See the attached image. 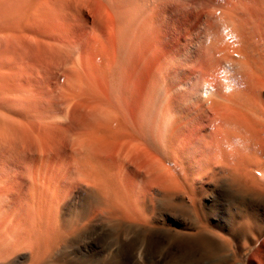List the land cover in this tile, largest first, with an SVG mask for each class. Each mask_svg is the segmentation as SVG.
<instances>
[{"label":"rangeland","instance_id":"1","mask_svg":"<svg viewBox=\"0 0 264 264\" xmlns=\"http://www.w3.org/2000/svg\"><path fill=\"white\" fill-rule=\"evenodd\" d=\"M111 1L110 0H26V1L20 0L21 3L19 2V0L0 1V46L2 47L3 45H6L8 43L6 45V48L4 46L5 48L4 51H3V47L2 48L0 47L1 48L0 55L1 54L3 55V57H0V61L3 60L4 58H7V59H4L5 62L4 60L0 62V76H1L0 80H2L0 81V85H1L0 86V110H1L0 111V147L2 146L0 148V151H2V153L4 151L3 154L0 152V170L2 171L4 170L3 172L6 173L7 175L5 176L9 178V180L6 179L4 177V174H2L3 172L1 171L0 176L2 175L3 176L0 177V180H1L0 183L2 184L0 185V225L2 226L4 223L3 227L7 229V231L4 228L2 229V227L0 226L1 227L0 229H2L3 231L5 230L4 232L1 230L2 233L0 231V235H1L0 239L2 240V241L0 240V247H1L0 253L3 256L2 257L0 255V259H1L0 264L5 263L6 262L5 259H8V258L9 259L7 261L11 259L9 261V262H12L11 264H44V263L48 264V261H49V264H87V263L88 264H119L122 262L123 253L127 251V253L129 254V252L131 251V248H129L131 247L130 241H132L131 244H133V242H135V239H136L137 243L141 245L140 246L138 244V247L136 246V249L135 247L132 249H135L136 251L137 250L140 251L141 249L144 250L146 248V244H147L146 242L148 238L150 237L149 235L151 234L158 235L160 238H163V239H165L164 237L166 235H171V236L174 235L176 237H183V238L191 237L196 233V230L194 229L195 224L200 223L201 221H205L206 223H208V225L213 230H215V232L220 233V234L229 235L231 231L233 230V228L235 227L237 219H240L241 213L243 212V210L248 209L253 202L252 199H250V197L245 198V197L240 196V194L237 193L236 188L238 184L235 186L233 185V183H230L232 181H228V180H232V177L229 174L230 170L227 167L224 168V166L222 165H218V166L216 165L217 175L215 178L217 179H213V181H210L211 179L206 178L208 179L207 181L199 182L195 184V186L197 185L196 187L194 186L196 191L194 190L191 191V189L188 188L189 184L187 182L183 183L185 182L184 178L188 176L185 174L186 173L188 174V172L189 173L191 172L190 166L186 165L187 168H185L186 166H184L185 164H188L189 161L184 156H183L184 158L183 159L181 158L182 156L179 157V155H175V154L174 156L169 153L165 155L166 152L164 151L166 149V144L168 143L169 138H168V135L166 136V135H163L162 133L163 127H164L163 125L165 124L164 122L165 115L166 117L170 115V117H173V119H176L179 114V116L184 118L182 122L189 121L193 117L192 111H193L194 99H188V100L185 99L184 101L182 99L179 101L177 100L174 101V97L172 96L174 91H175L174 92L175 93L174 96H175V95H180L179 93L180 91H190V90L199 91L200 89V95H202L201 97H204L202 98V100L205 102L206 106H209V101H210L209 99L217 91H225L228 93L234 92L233 91L235 89L234 86L235 87L237 86L235 84H239L240 85V87L238 86L239 88L243 86L241 90L240 89L239 90L245 91L247 87V82L245 81L246 79L245 69L242 63H241L242 66L240 69L237 68L240 63L237 62L238 64L237 66L235 65V63L236 61L243 59L244 56L242 55V53L239 54V51L242 48L245 49L246 44H244V42L243 44H241L240 42L241 36L239 32L235 30L236 22L226 20L223 17L224 15L220 16L221 14H223L221 12H220L221 14L218 13L221 9L218 7H212L214 5L213 4L214 0H127L126 3H124V5L122 4L124 1H122V3H120V5L122 4L121 6L117 5L119 4L121 0H111ZM28 2H29V5H28ZM42 2L44 3L47 2V3L43 4ZM115 2L117 4L112 5ZM40 3L42 4L40 5ZM149 3L151 4V6L153 3H154V6L155 4L157 5L155 6V9L157 8L156 9L157 11L153 9L154 8L153 6L151 8L153 12L154 10L156 11L155 12L156 15L155 13L153 14L150 7H148L150 6ZM146 7L147 9H149V12L146 9ZM23 12H25L24 15H23ZM147 13L149 14L148 16H147ZM150 13H151V18L149 17ZM26 15L27 17L25 18L24 16ZM32 16H33V19H31ZM146 16L149 17L148 20ZM15 17L16 19L20 17L22 18L24 17L26 19L24 20V22H23V19H21L22 22L25 24V26L22 23L23 28L21 29V27H19L21 29L20 33H17L18 31H15V32L13 31L15 30V27L18 26V22L16 25L15 21L19 20L20 22V19L15 20ZM152 17L156 19L155 22L153 21L154 19ZM150 19L152 20L151 22H150ZM142 21H143V24H142ZM147 21L149 23H146ZM149 24H153V25L149 26ZM228 24H230L231 27H233V24H234V28H230L231 29L230 30L228 28ZM29 26L31 27L29 28ZM248 26L251 27V25H248ZM252 26L254 25L252 24ZM10 28H12L11 31H10ZM26 28L28 29L32 28V29L29 31V30H26ZM146 29L149 31H147ZM16 30H19V29L17 28ZM24 30H26V32ZM145 30L148 33H145L146 32ZM217 31L218 32L221 31L220 32L221 34H219ZM255 31H256L255 36L256 35L258 36L260 32H257V29H255ZM12 33L16 37H20L18 35H21L22 39L28 41L26 42L27 44L26 43L25 44L27 46L28 44H31L32 47L33 46L35 47V49L34 47H33L34 50L32 49V47L31 49L28 48L23 43V41H21L23 44L22 43L20 44L25 45L24 46L25 49L23 47H19L18 49V46L20 44L16 43V40L14 43L13 38H16V37L13 36ZM24 33H26L25 34L26 36L24 35ZM27 34L30 36V39L32 40V42L31 40H29V38H27L28 40L25 38V37H29ZM138 34L139 35L141 34V35L138 36ZM218 34H219V37H218ZM221 35H222V38H221ZM10 36H12L11 38L13 39L14 44L10 42ZM8 37H9V40H6L8 41L6 42L5 39H8ZM31 37H33V39ZM34 38L38 41L40 40V42L42 40V48H41L40 42L36 41L34 43V40H35ZM238 38H239V42H238ZM222 39H225L224 42ZM258 39L260 38H257V40ZM251 40L253 41V39ZM218 42H223L224 44L221 45L222 43L220 44ZM229 42L230 43L238 42V43L235 46L234 44L229 46ZM254 42L255 41H253V43ZM16 44H18V46ZM36 44L39 47H37ZM239 44H241L240 47H239ZM9 45L13 47L15 45V48L13 49L15 50L17 49V50L13 51V49H11L10 47L9 53L11 54H9L7 51L8 50L7 46ZM208 45H209V50H208L209 54L206 53L205 51ZM225 45H226V49H224L225 47L222 48ZM148 46H151V47L149 48ZM236 46L238 47L234 48ZM26 47L27 49H29V51L30 50L31 51L28 52V50H26ZM253 47L254 45L252 46V48ZM20 49L22 50L20 52L23 53L21 54L25 57L27 61L25 62L24 57L23 58L21 57V60L22 59L24 60L23 62L25 63L23 64L25 65L23 66V69L19 70L17 73L15 71H12L13 70L12 66H14L13 64L14 59H16L14 55L16 56L17 52L19 53V56L18 55L16 56L17 60L20 59L19 58ZM220 49L221 50L223 49L222 52H220L221 51ZM136 50H138V52ZM215 50L218 52V55L216 54ZM37 51H41V52L38 53ZM247 51L249 55H252L253 53V56L256 62L259 63V65L256 67L260 66V74H261V77L264 79V62L262 63L261 61V60H264V52L262 55L263 58L261 57L259 58V56H257L258 53L257 54L254 52L250 53L251 52L250 47L249 49L246 48V52ZM33 52L34 54L36 52L39 55L35 54L34 56ZM219 52L221 53V55ZM132 53L133 54L138 53V56L142 54L143 56L141 58L145 61H141L142 60L141 58L140 60L138 56L134 55V57L136 56L135 59H137L139 62L137 63V60H133L134 58L132 57L133 56ZM31 54L33 55L32 59L28 58L32 56ZM120 54H123L121 55L123 58L120 56ZM6 55L8 56L6 57ZM129 58H131L132 60ZM218 58H221V59H218ZM227 58L228 60H224ZM231 58L233 59V61L231 60ZM235 59L237 60L235 61ZM219 60H220V63H218ZM12 61L13 63H11ZM30 61L33 63L32 64L28 63ZM224 61H226L225 63L227 64H225ZM187 62H190V63H187ZM6 63H11L10 64L11 67L9 66V64H6ZM18 63H20V61ZM21 64H22V61H21ZM213 64L214 65L216 64L214 67L216 68L218 67L215 71L213 70L214 68ZM5 66L8 67V69ZM207 66H208V69L206 70ZM203 68L205 70H203ZM235 68L242 70V72L240 73V71L236 70ZM209 69H211V72L209 71ZM7 70H9L8 72L11 73L9 79L7 78L9 80L8 82H6L5 80L6 74L8 73ZM4 71L6 72V74ZM166 71L167 73H165ZM212 71L214 73H212ZM13 72H15V74ZM12 73L14 75H12ZM3 74H5L4 78H3ZM211 75H213L214 79L211 77ZM12 76H15L14 79H16L17 77L19 81L16 79L17 81L16 82L12 78ZM225 76L227 78V79L225 78L226 84H225V79H223ZM219 77H221L220 79L223 83L219 82L220 81V79H218ZM12 79H13V82H12ZM204 81L205 82L207 81V82L203 86ZM241 81H244L245 85ZM211 83H214V84H211ZM19 84L21 85V87H18ZM2 86L5 87V89L1 88ZM229 86H230V89H229ZM195 87H197L196 89L198 90H195ZM225 88L226 90L228 89L229 91L228 90L226 91ZM168 90L171 92L169 93ZM201 90H202V94H201ZM262 91H264V88L262 89ZM5 92H6V95L3 96ZM164 92L165 94L167 93L169 94L164 95L163 94ZM7 93L9 94L10 98L14 96H19L20 98L19 97L17 99L15 98L16 100H14L13 98L14 101L12 100L11 102L10 100L12 98L7 99V96H8ZM144 94L146 95V97ZM33 95L35 97H33ZM22 96L23 98H25L24 100H26L24 103H22L24 100L23 101L21 100ZM165 96L166 98H164ZM170 96L172 98H169L168 100V97ZM6 100H8L9 103H6L7 102ZM170 100L174 101V102L172 101L174 107L176 105L175 110H173V112L171 108L172 107L171 103L169 102ZM160 101L161 103L158 104ZM28 102L30 104L29 107H28V104H26ZM16 103H17V107L20 106V108L21 107L23 108L20 109L18 107L19 109L17 110V108H15ZM4 104L5 106H3L4 107L3 108L2 105ZM165 104L167 106H164ZM9 105L13 107L14 110L16 109L15 112L13 111V109L12 111L11 109L9 110L10 108ZM158 105L160 107H158ZM26 106L28 109L27 108L25 109ZM137 107H138V111L136 110ZM92 109H96V113L97 112L98 113L90 116L89 114L92 112ZM113 109H116L117 111H120L121 113L119 116L115 118L117 120L114 121V125L112 124L113 125L112 128L118 129L117 127L120 126L123 119L127 118L126 116H128V118L131 117L132 113L128 111H131V110L133 111L134 109V111H137L136 122L134 123L133 121L130 120L128 127H130V129L131 128L135 129V127L136 129L137 128L143 129V132L147 133L145 134V137H142L140 140H137V139L123 140L120 138L113 139V140L106 139V137L108 138L107 135L109 134L110 130L108 128L106 129L102 127L99 124V122L101 121V120L99 121V119L103 118L102 115L104 117L106 116L104 119L108 118V116L110 117L111 110ZM49 110H52V111L49 112ZM81 110H83V112ZM99 110H101L102 112ZM124 110L125 111L127 110V111L125 112ZM176 110L179 111L177 112V115L175 113ZM41 111L43 112L40 113ZM79 111H80V114H78ZM103 112L107 113V115L103 114ZM20 113L23 114V117H25V119H23ZM37 113L39 114V116L40 114H43V113L45 115L43 114L44 116L41 115L40 117H38ZM34 115L35 116L37 115L36 121H35L36 117L34 118ZM39 118L42 119L41 121H45L44 129H42L43 133L41 132V128H43L42 127L43 123L42 122L39 123L38 121L40 120ZM95 119L96 120L98 119V120L96 121ZM155 120H159V121L156 122ZM92 121H93V124L96 122V125L94 124L96 126V130H95V126L91 124ZM116 121H118L120 124L119 123L115 124ZM203 122L207 126L205 130L202 131L201 134L205 135L206 140L204 138V143L206 144L205 141H208L210 146L206 144V146L204 147V149L206 150L202 149L201 157L205 154L203 158H207L210 153L212 154V151L213 152L217 151V138L215 137V134H214V129H215L214 123L218 121L214 117V113H210V115L206 117ZM73 123L76 125H74ZM20 125L22 127H20ZM37 125L38 126L41 125L39 126L40 128L37 127ZM88 125L90 126L88 127ZM92 126L94 128L93 130L91 129ZM152 126H153V129H152ZM18 127H20V129L22 128L21 130L23 132H21L20 129H17ZM100 127L101 129L103 128L102 131L97 130V128L100 129ZM160 127H161V130H160ZM23 128L24 129L27 128L28 130L27 129L24 130ZM157 128L159 129L160 132L158 131ZM105 129L108 132H106ZM26 131H27V134H26ZM81 132H83L86 137H88L87 134L91 133L90 134L91 138L93 137L94 139L100 138V139L107 140L108 142L113 143V146H117L120 151H123L124 155L122 156L124 157L126 156L125 160H126L127 170H130V172L132 171L131 176H128L127 179L125 178L123 170L121 171V169H119L118 164L120 160L119 159L115 160L116 162L115 163L114 161L109 159V161H111L109 162L110 165L112 164L111 165L112 170H113V166H115L114 167L116 168L115 170H117L118 168L119 170V173H117L118 177L119 175L121 176V174H123L121 177L122 179L125 178L124 180H122L123 184L118 182L120 177L116 178L118 179L117 181L114 178L115 180H113L114 181L113 183L111 178L112 176H115L116 174L112 171L113 172V173L111 172L113 174L112 175L109 172L110 169L109 171L106 170L107 166L110 167V165L108 163V158H106L105 156H100V157L94 156L96 157L97 160H99V163L98 162L97 163L100 164V166L94 169H92L93 167L90 168L91 167L90 165H93V163H95L97 160H93L95 158L93 157V154H91L92 157L90 159L93 161L92 163L91 160L90 161L88 160L89 158L86 159V155H90L89 150L79 149L80 147L78 146L80 143L77 144V137ZM97 132L99 133L97 134ZM198 132L199 131L197 130V133ZM155 133H156V136H155ZM157 133H158V136H157ZM146 136H147V139L149 140L147 139L145 140ZM162 139H165V140L163 141ZM208 139H210L211 141H209ZM146 141H149L150 143L149 142L146 143ZM232 141L233 140L230 141V144L228 146H230L231 143L233 145L239 143V145L241 144L244 146H247L250 143L248 142L247 144H244L246 141H250L247 139V137H246V140L244 138L239 139L238 143H236L237 138L235 140V143ZM8 143H10V146H8ZM30 143H32L33 145ZM52 144L53 145L55 144V145L51 147ZM22 146H24V148ZM11 147H13L12 148L13 150L11 149ZM17 147L19 149L22 147L21 149L23 151L25 150L24 151L25 154L23 151H21V149L19 150ZM29 147L32 150H30ZM7 150H9L10 153L9 151L7 152ZM76 150L78 152H76ZM207 150H209L208 151L209 153L206 152ZM205 152L208 154H206ZM15 153H18V155ZM77 153L79 155L81 154L82 155L79 156L78 158L76 157ZM215 154L216 153H214V155ZM24 155H25V158H24ZM105 158L107 160H105ZM77 160H79L78 161L79 163L77 162ZM58 161L60 162V164L58 163ZM80 161L81 163L83 162L85 164L84 166L85 170L88 169L89 171L91 169L92 171L98 168L100 169V167H103L104 170L108 171L111 174L110 176L107 175L110 177V180L108 179V177L106 179H108L107 181L109 182L110 186L112 185V187L108 185V182H105L106 179L105 180L103 179V177L106 176V174L103 175L104 172H106L104 170L102 172L99 171L100 173H103L102 178L98 177V175L100 174L99 172H98L99 174H97V172L94 173L99 178L98 181L97 179L94 180L95 175H93V171L92 173L90 172L91 176L92 175L93 176L91 177L89 175L88 176L89 180H88L86 177V175H88L87 174L88 172L80 170L81 168L83 169V166H82L83 164L81 166L77 165V164H80ZM178 161L180 162V164L181 162L183 164L181 168L180 166H178L179 165ZM262 161L264 162V159ZM156 162L162 163V166L160 169L158 167H153L154 169L153 170L151 165L155 164ZM175 162H177L178 164H175ZM87 164L88 165L90 164L89 168ZM104 164L105 165L108 164V165L104 167L105 166ZM66 165H68L67 166L68 168L66 167ZM41 166L42 168H40ZM76 166H78L79 168H76ZM176 166L179 167L178 168L179 170L176 169L177 168ZM12 167L14 168L12 169ZM182 167L185 168L184 171H181L183 170ZM263 167L264 165H260V169L262 168V170L260 169L256 170L257 172L256 174L258 175L257 176L258 178L259 177L263 178L262 177V174L264 173ZM56 168L58 170V173L55 172ZM7 169H9L10 172ZM15 169L16 171H14ZM64 169H67L68 171ZM78 169H79V172H78ZM186 169L187 170L189 169V170L187 171ZM223 169L226 172H228L227 175L229 174L230 177L224 175L226 177L223 178L222 175L226 173ZM61 170L63 173L61 172ZM40 172L43 174V176H45L44 178L40 177L41 175ZM67 172H69V174ZM200 172H203V171L195 170L193 173L198 176L199 174L202 175ZM56 173L59 176L61 175L59 173H62L63 175L61 176L64 177V179H62L61 176L58 177ZM66 173H67L66 175L67 179H65V176H64ZM221 173L223 174L221 175ZM218 174H220L221 177ZM10 175L13 177H11ZM68 175L69 176L71 175L70 176L71 178L73 175L74 178H72L71 180H75V181L70 182L71 180H70V177H68ZM135 175H137V177H135L137 183L135 182L136 184L134 183L131 184L130 178L134 177ZM3 177L4 179H6V182H2ZM39 178L40 179L43 178V180H39ZM68 178L70 181H67ZM226 178H228V180H226ZM261 180H262L261 183L263 186L264 185L263 179ZM31 181L33 182L39 181V182L35 183L36 184L35 185ZM217 181L218 182L221 181V182L217 184ZM40 182H43L45 184L43 185V183H40ZM55 182L56 183L58 182V183L54 184ZM99 182L102 183V186ZM175 182L177 184L179 183L180 185L178 184V187L177 186L173 187L172 185L173 183L176 184ZM63 183H66L67 185L66 190H69V191L68 193H66L65 197H61L60 198L61 200H60L59 194H61L62 192L61 188L63 186ZM103 183H107L106 187L109 186L108 188H106L107 189L106 192H104L106 189ZM116 183H120V185L117 184L118 185L117 186ZM244 183L246 184V181H244ZM38 184L40 185V187H38ZM69 184H72V185H69ZM41 185H43L42 190H41L42 188ZM121 185H123L124 187ZM131 185H136V186H131ZM230 185L233 186L234 188H232ZM68 186L70 187L72 186V187L70 188ZM100 187L104 190L103 192L105 195L103 193H102L103 195L101 194L102 191L99 190ZM121 187H122V191H124L122 193H120L121 191L119 192ZM170 187L177 188V189H173L176 192L175 200L173 201V203L168 202L165 198L167 195V192L169 193L171 190ZM44 188L46 192L43 191ZM109 188L114 189L115 194L118 192L119 197L118 198L117 196L116 198L113 197L115 196V194L112 193L111 192L112 190ZM116 189L118 191H116ZM129 189L131 190V193ZM34 190H40V191H43V193L41 192L42 195H40L39 194L40 191H35L34 193ZM108 190L113 195L109 194ZM142 190H144L145 194L140 193L142 192ZM192 192H193V195H192ZM31 193L33 196L31 195ZM124 193H127V196ZM190 193L192 195V198L190 197L191 195H189ZM139 194L142 195L141 198ZM38 195H40L41 197L43 196V198L45 196L46 197L45 200L43 198L39 199L40 196L38 197ZM106 196L108 197V199L109 197L111 198L109 199L111 200L110 202H108L109 200L106 198ZM25 197L26 198L30 197L31 199L34 198L36 202L33 199H32L33 202L30 201V198L29 199L27 198V201H28L27 202L25 201L26 200ZM113 198H115V200L120 199L118 203L122 202L121 205L127 202L128 200L127 204H124L125 207L127 208L123 209L122 206L124 205L119 206L120 203L119 204L114 203L116 201H114ZM106 199L107 201L105 202ZM121 199L122 200L126 199V200L123 203ZM142 199L146 200V202H143ZM40 200H42V202ZM178 200L180 202H178ZM183 200L185 203L182 202ZM112 201L114 202L112 203ZM24 202H27V204H25ZM40 202L42 204H39V205L37 204L38 205L37 206L36 203H40ZM129 202L131 203L130 205H129ZM108 203L115 204L116 207L118 205V207L122 211L123 210L125 211L126 209H128L129 211H125L127 215L134 213L133 210H135L136 212L132 214L133 216L130 215L128 217V216H124L126 215L124 211L122 212L119 210V208L118 209L115 208L116 210H119L120 215H118V212L116 210H114L116 212L115 214L113 211V215L111 214L109 215L108 213H110L114 208L112 207L110 208L109 207L110 204ZM107 204H108V208H110L109 209L110 211L108 212V208H107L106 212H104L103 211L104 208H102L103 207L102 205H104L106 208ZM40 205L42 206V208L40 207ZM25 206L26 208L31 209L33 213H30L29 210L25 208ZM98 206L101 208V210ZM140 206L142 208H139ZM182 206H184L188 211L190 210L189 213L188 211L186 213L183 212L181 210ZM37 208H38V211H37ZM40 208L43 211L42 210L40 211ZM95 208H98V209H96V212H93L95 211ZM195 210L197 212L199 211V213H197ZM17 211H20V213ZM25 212H27V214L30 213L33 216L31 217L30 214L25 215L24 214ZM14 214H16V216ZM41 214L43 215V217ZM146 214H148V216ZM93 215L95 217H93ZM138 215H139L138 217L139 220H136L137 219L136 217ZM141 215L143 217H145V215L147 216L145 217L147 225H145L146 223L143 224L145 221L143 222L141 221V217H142ZM18 216L20 220L22 221H20L19 218H17ZM151 216L153 217L151 218ZM15 217L17 218V220ZM48 217H50L49 219L50 220L52 219V220L50 221ZM122 217L125 219H123ZM200 217L203 220H201ZM28 218H31L33 220L28 219ZM148 218H151L150 222H147V220H149ZM231 219H233V221ZM3 220H5L6 222ZM20 222H22L21 226H23V228L18 229V227L21 224ZM51 222L54 224L53 227H52ZM9 224L14 225V226L16 225L17 227L12 226L13 228L11 230V225ZM67 224L69 226L71 225V227H67L68 229L70 228L69 231L68 229H66ZM72 225H75L76 226L75 228L77 229L78 227V229L76 230L75 228H72ZM14 228L16 229V231H14L15 230ZM57 229L60 230L61 235L63 233V237L62 236L60 237L61 242L59 239H56V238H59L57 235H60V233H55L56 231L59 232ZM71 229H73V231H71ZM40 230L41 232L43 230L46 232L43 231L42 232L43 234L42 233L40 234ZM22 231L23 232L26 231L27 235H25V233L22 234ZM144 231L147 232V234L143 233ZM44 233L48 235L44 236ZM142 233L145 235H143ZM51 234H53L54 236L55 234H57L56 235L57 237H55V240L58 241L57 243L54 240L53 235ZM3 235L5 237H3ZM17 236H18V239H17ZM142 236H144V238ZM142 240L143 241L145 240V241L142 242ZM11 241H14L13 245ZM2 243L4 245H2ZM9 244H11L12 246H9ZM53 244H55L56 247ZM53 246L55 247V249H51V248H54ZM176 248H178L177 245L175 244L169 245V243L166 242L164 246L160 248V250L157 252L158 255L155 257V260L158 261L159 264L166 263V261L168 260L169 251L177 250ZM159 252H161L162 255L163 253L165 255L162 256L161 254H159ZM253 253H254V247H251L249 250H247L240 256L239 262L241 263L243 262L244 264H250V260L252 258ZM37 254L39 257L37 256ZM40 254H42V256ZM43 254L44 255L47 254V257L46 256L44 257ZM261 256L264 257V253ZM157 257L159 258L158 260L156 259ZM32 259L34 260L32 261ZM1 261H3V263H1ZM135 261L136 260L134 261L130 260V262L126 264H146V263H139ZM5 264H10V263H5ZM147 264H154V263L150 262Z\"/></svg>","mask_w":264,"mask_h":264},{"label":"bare ground","instance_id":"2","mask_svg":"<svg viewBox=\"0 0 264 264\" xmlns=\"http://www.w3.org/2000/svg\"><path fill=\"white\" fill-rule=\"evenodd\" d=\"M0 1H2V0H0ZM26 1V0H25ZM111 1V0H110ZM122 1H124L123 3H122ZM126 1L127 0H121L120 2H119V4H117L116 2L114 3V4H112V5H119V6H121L122 4L124 5V3H126ZM17 2V1H16ZM19 2H20V0H19ZM32 2V1H31ZM30 2V3H31ZM47 2H49V1H47ZM46 2V3H47ZM54 2V1H53ZM112 2V1H111ZM156 2V1H155ZM154 2V3H155ZM212 2V1H211ZM21 3V2H20ZM43 4H46V3H44V2H42ZM42 3H40V5L42 4ZM113 3V2H112ZM120 3H122L121 5H120ZM129 3V2H128ZM151 3V2H150ZM149 3V4H150ZM154 3L152 4V6L154 7L153 9H155V6H157L156 4H155V6H154ZM213 3V2H212ZM220 3V4H219ZM215 6H214V5ZM213 4H211V5H213L212 7H218V8H220L221 10L218 12V13H223V14H221L220 16H222V15H224L223 17L226 19V20H229V21H232V22H236V29L235 30H237L238 32H239V34H240V36H241V39H240V42H241V44H243V42H244V44H246V48H248L249 49V47H250V53H252V52H254V53H258V55L257 56H259V58L261 57V58H263L262 57V55H263V50H264V0H217V1H215L214 0V3ZM15 5V4H14ZM22 5V4H21ZM28 5H29V2H28ZM127 5V4H126ZM118 6V7H119ZM152 6H151V4H150V6H148V7H150V9L152 8ZM115 7V6H114ZM146 9H147V7H146ZM157 9V8H156ZM155 9V10H156ZM30 10V9H29ZM148 10V12H149V9H147ZM146 10V11H147ZM154 10V12L152 11V9H151V11L153 12V14L157 11H155ZM6 11H8V10H6ZM8 12H10V11H8ZM16 12V11H15ZM14 12V13H15ZM25 12H27V11H25ZM25 12H23V15H24V13ZM216 12V11H215ZM5 13V12H4ZM20 14V13H19ZM22 14V13H21ZM22 15V16H23ZM149 14L147 13V16H148ZM155 15H156V13H155ZM155 15H154V17H155ZM6 16H7V14H6ZM18 16V15H17ZM121 16V15H120ZM146 16V17H147ZM153 16V15H152ZM219 16V17H220ZM25 18L27 17V15L26 16H24ZM22 18V17H20V18H17L16 19V17H15V20H18V19H20V22H19V20L18 21H15V23H16V25H17V22H18V26L17 27H15V30H13L14 32L15 31H18L17 33H20L21 32V29L23 28L22 27V23L24 22V20H26L25 18ZM145 17V18H146ZM150 18H151V13H150V16H149ZM149 17H147V20H148V18ZM153 18V17H152ZM4 19V18H3ZM21 19H23V22H22V20ZM31 19H33V16H32V18ZM119 19V18H118ZM154 20V22H155V18H153ZM159 19H161V18H159ZM220 19V18H219ZM129 20V19H128ZM146 20V19H145ZM223 20V19H222ZM131 21V20H130ZM152 20L150 19V22H151ZM133 22V21H132ZM158 22V21H157ZM225 22V21H224ZM146 23H149L148 21L146 22ZM227 23V22H226ZM238 23V24H237ZM21 24V25H20ZM142 24H143V21H142ZM145 24V23H144ZM252 24L254 25V26H252ZM16 25H14V26H16ZM23 25L25 26V24L23 23ZM146 25V24H145ZM148 25V24H147ZM150 25H153V24H149V26ZM157 25V24H156ZM248 25H251V27L250 26H248ZM144 26V25H143ZM19 27H21V29L19 28ZM31 26H29V28H30ZM32 27H34V26H32ZM19 29V30H16V29ZM37 28V27H36ZM125 28V27H124ZM147 28V27H146ZM150 28V27H149ZM228 28L230 29V28H234V24H233V27H231L230 26V24H228ZM11 29L12 28H10V31H11ZM32 29V28H31ZM31 29H28V28H26V30H31ZM151 29V28H150ZM255 29H257V32H260V34L257 36H255V33H256V31H255ZM2 30V29H1ZM26 30H24L25 32H26ZM36 30V29H35ZM147 30V29H146ZM145 30V31H146ZM153 30V29H152ZM227 30V29H226ZM225 30V31H226ZM231 30V29H230ZM233 30V29H232ZM10 31H8V32H10ZM147 31H149V30H147ZM145 32V33H148V32ZM154 31V30H153ZM153 31H151V32H153ZM13 32V33H14ZM28 32V31H27ZM44 32V31H43ZM218 32V31H217ZM221 31H219L218 33L219 34H221L220 33ZM13 33H12V35H13ZM140 33V32H139ZM155 33V32H154ZM26 33H24V35H25ZM37 34V33H36ZM219 34H218V37H219ZM18 35V34H17ZM23 35V36H24ZM28 35V34H27ZM141 35V34H140ZM139 34H138V36H140ZM150 35H152V34H150ZM150 35H148V36H150ZM13 36H15V35H13ZM18 36H20V37H16V38H13L14 39V43H15V40H16V43H18V44H20V43H22L21 41H23V43L25 44L26 42H28V41H26V40H24V39H22L21 38V35H18ZM26 36V35H25ZM29 36V35H28ZM153 36H154V34H153ZM157 36V35H156ZM232 36V35H231ZM236 36H238V35H236ZM12 36H10V42L12 43V44H14L13 43V39L11 38ZM34 37V36H33ZM33 37H31L32 39H33ZM159 37V36H158ZM224 37V36H223ZM1 38H2V36H1ZM26 39L27 38H29V40H31L30 39V36L29 37H25ZM221 38H222V35H221ZM229 38V37H228ZM231 38V37H230ZM240 38V37H239ZM239 38H238V42H239ZM257 38H260V39H258L257 40ZM12 39V40H11ZM35 39V38H34ZM126 39V38H125ZM133 39V38H132ZM146 39V38H145ZM251 39H253V41H255L254 43H253V41L251 40ZM6 40H9V37H8V39H5V41ZM28 40V39H27ZM223 40V42H224V40L225 39H222ZM228 40V39H227ZM227 40H226V42H227ZM237 40V39H236ZM4 41V40H3ZM25 41V42H24ZM36 41H38V40H34V43L36 42ZM234 41V40H233ZM245 41H246V43H245ZM6 42H8V41H6ZM31 42H32V40H31ZM38 42H40V40L38 41ZM37 42V43H38ZM126 42V41H125ZM152 42V41H151ZM223 42H218V43H222L221 45H223L224 43ZM236 42V41H235ZM230 43L229 42V46H231L232 44H234V46L238 43ZM11 43H10V45H11ZM22 43V44H23ZM217 43V44H218ZM1 44H2V42H1ZM8 44V43H7ZM6 44V45H7ZM18 44H16L17 46H18ZM22 44H20L19 46H18V49H19V47H23L24 49H25V45L27 44H25V45H22ZM124 44V43H123ZM145 44V43H144ZM148 44V43H147ZM152 44V43H151ZM150 44V45H151ZM226 44V43H225ZM241 44H239V47L241 46ZM6 45H3L2 47H3V51L5 50V48H6ZM7 46L8 48V53L10 52V47H11V49H13V48H15V45H14V47L13 46ZM31 44H28V48H30L31 49V47H32V45L30 46ZM37 45V44H36ZM40 45H41V48H42V40H41V42H40ZM149 45V44H148ZM220 45V46H221ZM254 45V47L252 48V46ZM4 46H5V48H4ZM30 46V47H29ZM122 46V45H121ZM205 46V45H204ZM243 46V45H242ZM248 46V47H247ZM1 47V46H0ZM1 47V48H2ZM27 47H26V50H28V52H30L29 51V49H27ZM34 47V46H33ZM33 47H32V49H33ZM37 47H39L38 45H37ZM126 47H128V46H126ZM135 47V46H134ZM146 47V46H145ZM149 48L151 47V46H148ZM207 47V46H206ZM225 47V48H224ZM238 46H236V47H234V48H237ZM0 48V49H1ZM133 48V47H132ZM218 48V47H217ZM221 48V47H220ZM222 48H224V49H226V45L225 46H223ZM233 48V49H234ZM246 48L244 49V48H242V49H240V51H239V54L240 53H242V55L244 56L243 57V59L242 60H238V61H236L237 59H235V61H236V63H235V65L237 66L238 64H237V62L238 63H242L243 64V67H244V69H245V73H246V79H245V81L247 82V87H246V89H245V91L244 90H242V91H240L241 90V88L243 87L242 86V84H241V88H239L240 87V85L239 84H235V85H237L236 87L234 86V92H232V93H228V92H225V91H217L216 93H212L213 95H212V97L209 99L210 101H209V106H206L205 105V102L202 100V98H204V97H201L202 95H200V89H199V91H192V90H190V91H180L179 93H180V95H175L174 96V92H173V94H172V96L174 97V101L175 100H177V101H179V100H182L183 99V101L186 99V100H188V99H194V104H193V111H192V115H193V117L189 120V121H186V122H182L183 121V119L184 118H182L181 116H179V114H178V119L176 118V119H173V117H170V115H168L167 117H166V115H165V124L163 125L164 127H163V135H168V138H169V141H168V143L166 144V149H165V151L164 152H166L165 153V155L167 154V153H169V154H171V155H173L174 156V154L175 155H179V157L180 156H182L181 158H183V156L184 157H186L187 158V160L189 161V163L188 164H185L184 166H190V173L188 172V174L186 173L185 175H188V176H186L185 177V175H184V181L185 182H183V183H188L189 184V187L188 188H190L191 189V191H196L195 190V187L197 186H195V184L196 183H199V182H204V181H207L208 179H211L210 181H213V179H217V178H215L216 177V175H217V170H216V165L218 166V165H222V166H224V168L225 167H227L230 171V175H231V177H232V180H228V178H226V180H228V181H232V182H230V183H233V185H239V187H238V185H237V193L238 194H240V196H242V197H250V199H252V204H251V206L248 208V209H246V210H243V212L241 213V217H240V219H237V221H236V224H235V227L233 228V230L231 231V233L229 234V235H225V234H220V233H217V232H215V230H213L209 225H208V223H206L205 221H201L200 223H197V224H195V226H194V229L196 230V233L193 235V236H191V237H185V238H183V237H176V236H174V235H166L164 238L165 239H163V238H160L158 235H154V234H151V235H149L150 237L148 238V240H147V244H146V248L144 249V250H140V251H136L135 249H136V246L138 247V244L139 243H137V240L135 239V242H133V244H131L132 243V241H130L131 243H130V245H131V247H129V248H131V251L129 252V254L127 253V251L126 252H124L123 253V256H122V262L121 263H119V264H126V263H129L130 262V260H136L135 262H139V263H150V262H153L154 264H159V262L158 261H156L155 260V257L158 255L157 254V252L160 250V248H162L163 246H164V244L166 243V242H168L169 243V245H172V244H175V245H177V247L178 248H176L177 250H170L169 251V253H168V260L166 261V263H164V261H163V263L164 264H244L243 262L241 263V262H239V258H240V256L244 253V252H246L247 250H249L251 247H254V253H253V255H252V258H251V260H250V264H264V257L263 256H261V255H263V253H264V185L262 186V180L261 179H263V184H264V173L262 174V177L263 178H258L257 176V172H256V170H259L260 169V165H264L263 163V157H264V91H262V89L264 88V79L261 77V74H260V66L259 67H256V66H258L259 65V63H257L256 62V60H255V58H254V56H253V53H252V55H249L248 54V51L246 52ZM262 48V49H261ZM34 49H35V47H34ZM33 49V50H34ZM36 49H38V48H36ZM47 49H49V48H47ZM142 49V48H141ZM140 49V50H141ZM253 49V50H252ZM15 49H13V51H14ZM17 50V49H16ZM15 50V51H16ZM208 50H209V45H208V47H207V49L205 50L206 51V53H208ZM214 50V49H213ZM221 50V49H220ZM223 50V49H222ZM222 50L220 51V52H222ZM20 51H22L21 49L19 50V52ZM36 51V50H35ZM42 51H43V49H42ZM122 51V50H121ZM125 51V50H124ZM132 51V50H131ZM137 52H138V50H136ZM142 51V50H141ZM216 51V50H215ZM38 53H40L41 51H37ZM144 52V51H143ZM202 52V51H201ZM219 52V53H220ZM231 52V51H230ZM1 53V52H0ZM22 52H20V59L19 60H17V55L19 56V53L17 52V55L15 56L14 55V57L16 58V59H14V63H13V61L11 62V63H13L14 64V66H12V68H13V70L12 71H15V72H17L18 73V71L19 70H21V69H23V66L25 65V64H23V63H25L27 60L25 59V57L21 54ZM146 53V52H145ZM150 53V52H149ZM148 53V54H149ZM214 53V52H213ZM5 54H7V53H5ZM9 54H11V53H9ZM28 54V53H27ZM33 54H34V52H33ZM35 54L36 55H39V54H37L36 52H35ZM35 54H34V56H35ZM124 54V53H123ZM123 54H120V56L121 55H123ZM133 54V53H132ZM141 54V53H140ZM139 54V55H140ZM200 54V53H199ZM203 54V53H202ZM201 54V55H202ZM209 54V53H208ZM216 54L218 55V52L216 51ZM22 55V56H21ZM25 55H26V53H25ZM32 55V54H31ZM128 55V54H127ZM134 55H136V56H138V53L136 54H133V60H137V59H135V57H134ZM177 55V54H176ZM201 55H200V57H201ZM214 55V54H213ZM220 55H221V53H220ZM229 55H230V53H229ZM255 55V54H254ZM8 55H6V57H7ZM28 56V55H27ZM143 55L141 54L140 56H138L139 57V59L142 57ZM146 56V55H145ZM144 56V57H145ZM150 56V55H149ZM148 56V57H149ZM241 56V55H240ZM0 57H3V55L1 54L0 55ZM21 57L23 58L24 57V59H25V62H23L24 60L22 59L21 60ZM122 57V56H121ZM147 57V58H148ZM189 57V56H188ZM187 57V58H188ZM209 57V56H208ZM215 57V56H214ZM227 57V56H226ZM230 57V56H229ZM28 58H33V55L31 56V57H28ZM123 58V57H122ZM147 58H146V60H147ZM4 59H7V58H4ZM3 59V60H4ZM35 59V58H34ZM129 59H131V58H129ZM142 59V58H141ZM140 59V60H141ZM159 59V58H158ZM185 59V58H184ZM211 59V58H210ZM218 59H221V58H218ZM3 60H1V61H3ZM132 60V59H131ZM139 60V61H140ZM175 60V59H174ZM224 60H228V58L227 59H224ZM231 60L233 61V59L231 58ZM0 61V62H1ZM9 61V60H8ZM16 61V62H15ZM20 61V63H18ZM21 61H22V64H21ZM141 61H145V60H141ZM168 61V60H167ZM170 61V60H169ZM179 61V60H178ZM189 61V60H188ZM212 61V60H211ZM262 61V63L264 62V60H261ZM4 62H5V60H4ZM7 62V61H6ZM217 62V61H216ZM226 61H224V63H225ZM228 62V61H227ZM11 63H6V64H9V66H10V64ZM28 63H33V62H28ZM135 63H136V61H135ZM137 63H139L138 62V60H137ZM142 63V62H141ZM183 63V62H182ZM187 63H190V62H187ZM215 63V62H214ZM218 63H220V60H219V62ZM225 64H227V63H225ZM239 64V66L237 67V68H241V66H242V64L240 65ZM3 65V64H2ZM27 65V64H26ZM40 65V64H39ZM216 65V64H215ZM214 64H213V67L215 66ZM34 66H35V64H34ZM33 66V67H34ZM184 66V65H183ZM209 66V65H208ZM208 66H207V68H206V70L208 69ZM219 66V65H218ZM225 66V65H224ZM6 67V66H5ZM11 67V66H10ZM26 67H28V66H26ZM234 67V66H233ZM7 69H8V67H6ZM180 68V67H179ZM205 68V67H204ZM203 68V70H205ZM215 68V69H214ZM213 68V70L215 71L217 68L216 67H214ZM237 68H235L236 70H238V71H240V73L242 72V70H239V69H237ZM4 69V68H3ZM178 70V69H177ZM1 71H3V70H1ZM6 71V70H5ZM4 71V72H5ZM9 70H7V72H8ZM27 71V70H26ZM26 71H24V72H26ZM29 71V70H28ZM32 71V70H31ZM162 71V70H161ZM182 71V70H181ZM209 71L211 72V69H209ZM223 71V70H222ZM222 71H220V72H222ZM15 72H13L14 74H15ZM1 73H3V72H1ZM12 73V75H14ZM16 73V74H17ZM21 73V72H20ZM23 73V72H22ZM165 73H167V71L165 72ZM170 73V72H169ZM169 73H168V75H169ZM190 73V72H189ZM212 73H214L213 71H212ZM5 74H6V72H5ZM5 74H3V78L5 77L4 75ZM10 72H8L7 74H6V82H8L9 80V77H10ZM156 74H157V72H156ZM235 74H236V72H235ZM238 74V73H237ZM165 75V74H164ZM189 75V74H188ZM215 75V74H214ZM17 76V75H16ZM20 76V75H19ZM157 76V75H156ZM194 76V75H193ZM198 76V75H197ZM219 76H220V74H219ZM1 77V76H0ZM23 77H24V75H23ZM192 77V76H191ZM202 77V76H201ZM200 77V78H201ZM211 77L214 79V77H213V75H211ZM8 78V79H7ZM12 78L14 79L15 78V76H12ZM208 78V77H207ZM221 77H219L218 79H220ZM226 78V76L223 78V79H225ZM242 78H243V76H242ZM13 79H12V82H13ZM16 79H17V77H16ZM16 79H14L15 81H16ZM160 79V78H159ZM188 79V78H187ZM227 79V78H226ZM226 79H225V84H226ZM18 80V79H17ZM189 80V79H188ZM202 80V79H201ZM239 80H241V79H239ZM243 80V79H242ZM0 81H2V80H0ZM19 81V80H18ZM21 81V80H20ZM192 81V80H191ZM207 81H208V79H207ZM206 81V82H207ZM213 81V80H212ZM231 81H233V80H231ZM17 82V81H16ZM202 82V81H201ZM206 82L204 81V83H203V86H204V84H206ZM219 82H221V83H223L222 81H221V79H220V81ZM240 82V81H239ZM241 82H243V84L245 85V82L244 81H241ZM2 83H4V82H2ZM196 83H198V82H196ZM200 83V82H199ZM23 84V83H22ZM177 84V83H176ZM188 84H189V82H188ZM211 84H214V83H211ZM219 84V83H218ZM12 85V84H11ZM165 85V84H164ZM193 85V84H192ZM191 85V86H192ZM1 86V85H0ZM4 86V85H3ZM1 87V88H4L5 89V87ZM6 86H8V85H6ZM27 86V85H26ZM197 86H199V85H197ZM213 86V85H212ZM223 86H224V84H223ZM239 86V87H238ZM10 87V86H9ZM18 87H21V85L19 84V86ZM17 87V88H18ZM154 87V86H153ZM211 87V86H210ZM238 87V88H237ZM16 88V89H17ZM197 87H195V90H198V89H196ZM228 88V87H227ZM7 89V88H6ZM19 89V88H18ZM185 89V88H184ZM189 89V88H188ZM222 89H223V87H222ZM229 89H230V86H229ZM236 89H240L239 91L238 90H236ZM225 90H226V88H225ZM228 90V89H227ZM226 90V91H227ZM3 91V90H2ZM5 91V90H4ZM169 91V90H168ZM167 91V92H168ZM229 91V90H228ZM32 92V91H31ZM171 91H169V93H170ZM207 92V91H206ZM25 93V92H24ZM161 93V92H160ZM169 93H167V94H169ZM204 93V92H203ZM211 93V92H210ZM8 94V93H7ZM164 95H167V94H165V92L163 93ZM177 94V93H176ZM201 94H202V90H201ZM206 94V93H205ZM4 95H6V92H5V94H3V96ZM11 95V94H10ZM145 95V94H144ZM162 96V95H161ZM169 96V95H168ZM204 96V95H203ZM19 96H14V97H11L10 98V96H9V94H8V96H7V99H11L10 101L12 102V100H13V98H14V100H16L17 98H18ZM25 97H26V95H25ZM33 97H35L34 95H33ZM37 97V96H36ZM145 97H146V95H145ZM153 97V96H152ZM16 98V99H15ZM20 98V97H19ZM42 98V97H41ZM164 98H166V96L164 97ZM169 98H172L171 96L170 97H168V100H169ZM25 98H23V96L21 97V100L23 101ZM30 99H32V98H30ZM35 99V98H34ZM13 100V101H14ZM135 100V99H134ZM5 101V100H4ZM3 101V102H4ZM7 102L6 103H9V101L8 100H6ZM26 100H24L22 103H24ZM33 101V100H32ZM173 100H170L169 102L171 103V108H172V112H173V110H175V107H176V105H175V107L173 106V102H172ZM43 102V101H42ZM141 102H142V100H141ZM168 102V101H167ZM18 103V102H17ZM17 103L15 104L16 105V107L15 108H17V110L20 108V106H18L17 107ZM32 103V102H31ZM161 103V101L158 103V104H160ZM164 103H165V101H164ZM11 104V103H10ZM19 104V103H18ZM26 104H28V107H29V102L28 103H26ZM26 104H24V105H26ZM41 104V103H40ZM39 104V105H40ZM142 104V103H141ZM23 105V104H22ZM21 105V106H22ZM162 105V104H161ZM3 106H5V104L4 105H2V107ZM10 106V105H9ZM53 106V105H52ZM164 106H167L166 104L164 105ZM37 107V106H36ZM47 107V106H46ZM149 107V106H148ZM158 107H160L159 105H158ZM173 107H174V109H173ZM4 108V107H3ZM7 108H9V107H7ZM23 107H21L20 109H22ZM27 108V106L25 107V109ZM142 108V107H141ZM164 108V107H163ZM168 108V107H167ZM170 108V109H171ZM11 109V111H12V109H13V111L15 112V110H14V108L13 107H11L10 106V108H9V110ZM25 109H24V111H25ZM28 109V108H27ZM38 109V108H37ZM117 109V108H116ZM116 109H113V110H111V115H110V117L108 116V118H106V119H104L105 117L102 115V117L103 118H100L99 119V124L102 126V127H104V128H108L110 131H109V134L107 135L108 136V138L106 137V139H117V138H120V139H123V140H135V139H137V140H140L142 137H145V134H147L146 132L144 133L143 132V129H141V128H137L136 129V127H135V129H130V127H128V124L130 123V120L131 121H133L134 123L136 122V116H137V111H138V107L136 108V110L137 111H134V109H133V111L131 110V111H128V112H130V113H132L131 114V117L130 118H128V116H126L127 118H125V119H123V121H122V123L120 124L118 121H116L115 122V124H120V126L119 127H117L118 129H116V128H112V126L114 125V121L115 120H117V119H115L117 116H119L120 115V111H117ZM148 109V108H147ZM165 109H166V107H165ZM169 109V110H170ZM45 110V109H44ZM55 110V109H54ZM156 110H157V108H156ZM168 110V109H167ZM1 111V110H0ZM20 111V110H19ZM38 111H40V110H38ZM52 110H49V112H51ZM82 112H83V110H81ZM99 111H101V110H99ZM125 111V110H124ZM127 111V110H126ZM125 111V112H126ZM140 111V110H139ZM10 112V111H9ZM13 112V113H14ZM21 112V111H20ZM43 111H41L40 113H42ZM102 112V111H101ZM105 112V111H104ZM103 112V114H105V115H107V113H104ZM108 112V111H107ZM167 112H169V111H167ZM177 112H179V111H177L176 110V115H177ZM17 113V112H16ZM24 113V112H23ZM45 113V112H44ZM43 113V114H44ZM98 113V112H97ZM96 113V109H92V112L89 114L90 116H92V115H94V114H97ZM163 113V112H162ZM210 113H214V117L217 119V121L218 122H216V123H214V127H215V129H214V134H215V137L217 138V151H215V152H213L212 151V154L210 155H208V157L207 158H203V156H205V154L201 157V152H202V149L203 150H206V149H204V147L206 146V144H208L209 146H210V144L208 143V141H205L206 142V144L204 143V138H205V135L204 134H201L202 133V131L203 130H205V128H206V126L207 125H205L204 124V119L206 118V117H208L209 115H210ZM38 114V113H37ZM43 114H40V116L42 115V116H44ZM47 114V113H46ZM78 114H80V111H79V113ZM83 114V113H82ZM81 114V115H82ZM18 115H19V113H18ZM20 115H22V117H23V114H21L20 113ZM129 115V114H128ZM155 115V114H154ZM153 115V116H154ZM163 115V114H162ZM181 115V114H180ZM184 115V114H183ZM25 116V115H24ZM39 116V114H38V117H40ZM48 116V115H47ZM164 116V115H163ZM36 117V118H35ZM150 117V116H149ZM8 118V117H7ZM34 118H35V121H36V119H37V115L35 116L34 115ZM42 118H44V117H42ZM23 119H25V117H23ZM40 120H38L39 121V123L40 122H42L43 123V125H42V127L43 128H41V132L43 133V130L42 129H44V122L45 121H41L42 119L41 118H39ZM94 119V118H93ZM146 119V118H145ZM144 119V120H145ZM154 119V118H153ZM11 120V119H10ZM73 120V119H72ZM92 120V119H91ZM96 120V119H95ZM95 120H93V121H95ZM98 120V119H97ZM96 120V121H97ZM119 120H120V118H119ZM122 120V119H121ZM210 120H212V119H210ZM210 120H209V122H210ZM33 121V120H32ZM93 121H92V125H96V122L93 124ZM156 122L157 121H159V120H155ZM121 122V121H120ZM154 122V121H153ZM156 122H155V124H156ZM182 122V123H181ZM208 122V123H209ZM35 123V122H34ZM38 123V124H39ZM144 123V122H143ZM207 123V122H206ZM74 124V123H73ZM98 124V125H99ZM113 124V125H112ZM23 125V124H22ZM34 125V124H33ZM74 125H76V124H74ZM94 125V126H95ZM99 125V126H100ZM134 125V124H133ZM148 125V124H147ZM39 126H41V125H39ZM38 125H37V127H39ZM90 125H88V127H89ZM149 126V125H148ZM159 126V125H158ZM20 127H22L21 125H20ZM20 127H18L17 129H20ZM31 127H32V125H31ZM150 127V126H149ZM16 128V127H15ZM14 128V129H15ZM40 128V127H39ZM83 128H84V126H83ZM151 128V127H150ZM149 128V129H150ZM156 128V127H155ZM154 128V129H155ZM16 129V130H17ZM22 129V128H21ZM20 129V130H21ZM24 129V128H23ZM27 129V128H26ZM26 129H24V130H26ZM57 129V128H56ZM91 129L93 130L94 128H93V126L91 127ZM100 129H101V127H100ZM100 129H98L97 128V130L98 131H102L103 130V128L100 130ZM106 129H105V131H106ZM147 129V128H146ZM152 129H153V126H152ZM151 129V130H152ZM158 129V128H157ZM28 130V129H27ZM95 130H96V126H95ZM140 130V131H139ZM160 130H161V127H160ZM197 130L199 131L198 133H197ZM82 131H84V130H82ZM89 131V130H88ZM150 131V130H149ZM158 131H159V129H158ZM7 132V131H6ZM19 132V131H18ZM21 132H23L22 130H21ZM20 132V133H21ZM30 132V131H29ZM59 132V131H58ZM106 132H108V131H106ZM160 132V131H159ZM17 133V132H16ZM24 133H25V131H24ZM85 133H87V132H85ZM94 133V132H93ZM99 132H97V134H98ZM150 133V132H149ZM148 133V134H149ZM26 134H27V131H26ZM25 134V135H26ZM31 134V133H30ZM90 134L91 133H89V134H87L88 135V137H86L85 136V134L83 133V132H81L79 135H78V137H77V144L78 143H80L79 144V146L78 147H80L79 149L81 150V149H88L89 150V152H90V155H86V159H88L89 161L91 160L90 158L92 157L91 156V154H93V157L94 156H98V157H100V156H105L106 158H108V163L109 162H111V161H109V159L110 160H112V161H114L115 162V160H120L119 161V169H121V171L123 170V173H124V175H125V178L127 179L128 178V176H131V172H130V170H127V167H126V156L124 157V156H122V155H124L123 154V151H120L119 150V148L117 147V146H113V143H110V142H108L107 140H104V139H100V138H91V136H90ZM9 135H10V133H9ZM19 135V134H18ZM23 135V134H22ZM29 135V134H28ZM27 135V136H28ZM153 135V134H152ZM162 135V136H163ZM8 136V135H7ZM30 136V135H29ZM148 136V135H147ZM147 136H146V138H145V140L147 139ZM155 136H156V133H155ZM157 136H158V133H157ZM13 137V136H12ZM24 137V136H23ZM165 137V136H164ZM164 137H162V138H164ZM246 137H247V139L248 140H250V141H246L244 144H247L248 142H250L247 146H244V145H239V143H238V141H239V139H241V138H244L245 140H246ZM31 138V137H30ZM29 138V139H30ZM56 138V137H55ZM102 138V137H101ZM151 138V137H150ZM236 138H237V141H236V143H238V144H232L231 143V145L230 146H228L229 144H230V141L231 140H233L232 142H234L235 143V140H236ZM23 139V138H22ZM76 139V138H75ZM153 139V138H152ZM10 140V139H9ZM32 140V139H31ZM55 140V139H54ZM147 140H149V139H147ZM151 140V139H150ZM163 141L165 140V139H162ZM205 140H206V138H205ZM209 141H211L210 139H208ZM15 141V140H14ZM17 141V140H16ZM28 141V140H27ZM33 141V140H32ZM38 142V141H37ZM53 142V141H52ZM57 142V141H56ZM76 142V141H75ZM122 142V141H121ZM147 142H149V141H146V143ZM229 142V143H228ZM15 143V142H14ZM23 143H25V142H23ZM74 143V142H73ZM124 143V142H123ZM150 143V142H149ZM166 143V142H165ZM164 143V144H165ZM12 144V143H11ZM21 144V143H20ZM28 144V143H27ZM30 144H32V143H30ZM119 144V143H118ZM2 145V144H1ZM14 145V144H13ZM33 145V144H32ZM31 145V146H32ZM55 145V144H54ZM53 144H52V146L51 147H53L54 146ZM8 146H10V143H8ZM20 146V145H19ZM30 146V145H29ZM45 146V145H44ZM122 146V145H121ZM2 147V146H1ZM0 147V148H1ZM23 148H24V146H22ZM21 147V148H22ZM34 147V146H33ZM37 147V146H36ZM49 147V146H48ZM13 147H11V149H12ZM15 148V147H14ZM18 148V147H17ZM20 148V149H21ZM26 148V147H25ZM56 148V147H55ZM54 148V149H55ZM120 148H122V147H120ZM213 148H215V147H213ZM10 149V148H9ZM10 149V150H11ZM16 149V148H15ZM19 149V148H18ZM19 149V150H20ZM29 149H30V147H29ZM49 149V148H48ZM13 150V149H12ZM18 150V151H19ZM30 150H32V149H30ZM62 150V149H61ZM213 150V149H212ZM9 150H7V152H8ZM21 151H23L22 149H21ZM25 151V150H24ZM23 151V152H24ZM209 150H207L206 152H208ZM1 153H2V151H0ZM76 152H78L77 150H76ZM81 152V151H80ZM80 152H79V154H80ZM163 152V153H164ZM205 152V153H206ZM211 152V151H210ZM3 153H4V151H3ZM2 153V154H3ZM9 153H10V151H9ZM8 153V154H9ZM12 153H14V152H12ZM48 153V152H47ZM209 153V152H208ZM208 153H206V154H208ZM214 153H216L215 155H214ZM15 154H17L18 155V153H15ZM24 154H25V152H24ZM78 153L76 154V157H78L79 158V156H81V155H79ZM89 154V153H88ZM7 155V154H6ZM5 155V156H6ZM14 155V154H13ZM16 155V156H17ZM47 155V154H46ZM213 155V156H212ZM4 156V155H3ZM19 156H20V154H19ZM87 156H89V157H87ZM169 156V155H168ZM207 156V155H206ZM210 156V157H209ZM18 157V156H17ZM3 158V157H2ZM4 158H6V157H4ZM10 158V157H9ZM16 158V157H15ZM14 158V159H15ZM20 158H21V156H20ZM24 158H25V155H24ZM46 158V157H45ZM95 159H93V160H97L96 159V157H94ZM105 158V160H107ZM175 158H176V156H175ZM17 159V158H16ZM19 159V158H18ZM85 159V160H86ZM103 159V158H102ZM178 159V158H177ZM184 159V158H183ZM4 160V159H3ZM43 160V159H42ZM56 160V159H55ZM67 160V159H66ZM80 160H81V158H80ZM172 160V159H171ZM174 160V159H173ZM27 161V160H26ZM65 161V160H64ZM79 160H77V162H78ZM89 161H88V163H89ZM137 161V160H136ZM152 161V160H151ZM13 162V161H12ZM74 162H76V161H74ZM86 162V161H85ZM91 162L93 163V161L91 160ZM95 162V161H94ZM99 163V160H97L95 163L96 164H98ZM113 162V163H114ZM5 163V162H4ZM58 163L60 164V162L58 161ZM62 163V162H61ZM67 163V162H66ZM79 163V162H78ZM95 163H93V165L95 166H93V165H88V168L90 167V168H92V169H94V168H97L98 166H100V164H98V165H96ZM116 163V162H115ZM178 163H179V165L178 166H180V168H181V166H183V164H182V162H181V164H180V162L178 161ZM177 162H175V164H178ZM53 164V163H52ZM58 164V165H59ZM65 164V163H64ZM77 164V163H76ZM83 164V165H82ZM2 165V164H1ZM8 165V164H7ZM10 165V164H9ZM49 165V164H48ZM78 166H83V169L81 168L80 170H82V171H85V172H88L87 174L88 175H86V177H87V179L89 178L88 176L90 175L91 176V173H92V171H93V175H95V177H94V180L95 179H97V181H98V179L101 177H103V175H105L106 174V176H104L103 177V179L105 180L107 177H108V179L110 180V175L114 172L116 175H117V173H119V170H118V168H117V170H115L116 168H114L115 166H113V170H112V164L110 165V163H109V165H110V167H108L107 165H105L104 167H106L107 166V169L106 170H108L109 171V169H110V173L108 172V171H106V170H104L103 169V167H100V169H102V170H100L99 168L98 169H96V170H98V171H96V170H92L91 171V169L88 171V169H84V166H85V164L82 162L81 163V161H80V164H77ZM118 165H117V167H118ZM151 165V164H150ZM68 165H66V167H67ZM78 166H76V168H79ZM101 166H103V165H101ZM149 166V165H148ZM152 166V169H153V167H158L159 169L161 168V166H162V163H160V162H156L155 164H152L151 165ZM187 166L185 167V168H187ZM3 167V166H2ZM24 167V166H23ZM53 167V166H52ZM51 167V168H52ZM60 167V166H59ZM64 167V166H63ZM65 167V168H66ZM73 167H75V166H73ZM150 167V166H149ZM177 167V166H176ZM14 167H12V169H13ZM16 168V167H15ZM40 168H42V166L40 167ZM48 168V167H47ZM46 168V169H47ZM57 168H58V166H57ZM57 168H56V171L55 172H57L58 173V170H57ZM68 168V167H67ZM179 167H177L176 169H178ZM183 168V167H182ZM185 168H183V170H181V171H184V169ZM219 168V167H218ZM4 169V168H3ZM5 169H6V167H5ZM11 169V168H10ZM18 169V168H17ZM53 169V168H52ZM52 169H50V170H52ZM60 169V168H59ZM71 169V168H70ZM129 169V168H128ZM228 169H226V170H228ZM263 169H264V167H263ZM7 170H9V169H7ZM40 170V169H39ZM64 170H67V169H64ZM106 171V172H104V174L103 173H100L99 171ZM116 172H115V171ZM151 170V169H150ZM154 170V169H153ZM155 170H156V168H155ZM179 170V169H178ZM187 170V169H186ZM189 170V169H188ZM187 170V171H188ZM195 170H201V171H203V172H200L202 175H196V174H194L193 172L195 171ZM224 170V169H223ZM255 170V171H254ZM260 170H262V168L260 169ZM1 171L2 170H0V173H1ZM4 171V170H3ZM2 171V172H3ZM14 171H16V169L14 170ZM18 171V170H17ZM48 171V170H47ZM68 171V170H67ZM173 171V170H172ZM225 171V170H224ZM9 172H10V170H9ZM12 172V171H11ZM45 172H46V170H45ZM54 172V173H55ZM59 172H60V170H59ZM61 172H62V170H61ZM66 172V171H65ZM72 172V171H71ZM76 172V171H75ZM78 172H79V169H78ZM91 172V173H90ZM95 172H97V174H99L98 175V177H97V175L96 174H94ZM99 172V173H98ZM109 174H108V173ZM165 172V171H164ZM220 172V171H219ZM226 172V171H225ZM260 172V171H259ZM41 173V172H40ZM56 173V174H57ZM63 173V172H62ZM62 173H59V174H61V175H63ZM68 174H69V172H67ZM67 173L64 175L65 176V179H67ZM196 173V172H195ZM227 173L228 172H226V173H221V175L223 176V178L224 177H226V176H229V174L227 175ZM2 174H4V177L6 178V179H8L9 180V178H7L6 176V173H2ZM11 174V173H10ZM18 174V173H17ZM46 174V173H45ZM71 174V173H70ZM74 174V173H73ZM84 174V173H83ZM82 174V175H83ZM86 174V173H85ZM103 174V175H102ZM114 174V175H115ZM182 174H183V172H182ZM181 174V175H182ZM259 174V173H258ZM6 175V176H5ZM39 175V174H38ZM60 175V176H61ZM77 175V174H76ZM81 175V174H80ZM92 175V176H93ZM107 175H109V176H107ZM113 175V174H112ZM112 176V181L113 180H115L116 178H121L122 177V175L123 174H121V176L119 175V177H118V175L117 176ZM219 176H220V174H218ZM224 175H226V176H224ZM3 176V175H2ZM2 176H0V177H2ZM11 176V175H10ZM57 176L58 177H60L58 174H57ZM56 176V177H57ZM71 176V175H70ZM69 175H68V177H70ZM91 176V177H92ZM4 177H3V181L2 182H6V179H4ZM11 177H13V176H11ZM10 177V178H11ZM40 177H45V176H43V174L41 173V175H40ZM62 177V176H61ZM90 177V178H91ZM135 177H137V175H135L134 177H131L130 178V183L132 184V183H134V184H136L137 182H136V178ZM183 177V176H182ZM221 177V176H220ZM220 177H218V178H220ZM230 177V176H229ZM43 178H39V180H43ZM47 178V177H46ZM53 178V177H52ZM72 178H74V176L72 175ZM71 177H70V180L72 179ZM79 178H81V177H79ZM115 178V179H114ZM119 178V180L118 179H116V181L118 180V182H120V183H122V180H124V179H120ZM206 178H208V179H206ZM222 178V179H223ZM34 179V178H33ZM36 179V178H35ZM62 179H64V177H62ZM108 179H106V181L105 182H108L107 180ZM5 180V181H4ZM51 180V179H50ZM55 180V179H54ZM57 180V179H56ZM59 180V179H58ZM69 180V178H68V180L67 181H70ZM89 180V179H88ZM92 180H93V178H92ZM219 180V179H218ZM1 181V180H0ZM19 181V180H18ZM34 181V180H33ZM33 181H31V182H33ZM46 181V180H45ZM72 181H75V180H71L70 182H72ZM84 181V180H83ZM216 181V180H215ZM244 181H246V184L244 183ZM11 182V181H10ZM20 182V181H19ZM37 182H39V181H36V182H33V184H35V183H37ZM50 182V181H49ZM69 182V183H70ZM77 182V181H76ZM94 182V181H93ZM101 182V181H100ZM99 182V183H100ZM103 182V181H102ZM136 182V183H135ZM176 182H177V180H176ZM175 182V183H176ZM219 182H221V181H219ZM218 181H217V184L219 183ZM40 183H43V182H40ZM39 183V184H40ZM48 183V182H47ZM58 183V182H57ZM56 182L54 183V184H57ZM113 183H114V181H113ZM120 183H116V185L118 184V185H120ZM211 183V182H210ZM216 183V182H215ZM229 183V182H228ZM5 184V183H4ZM30 184V183H29ZM38 184V187H40V185ZM45 183H43V185H44ZM53 184V183H52ZM68 184V183H67ZM97 184H98V182H97ZM101 184V186H102V183H100ZM106 184L107 183H103V185H105V189L106 188H108L109 186H110V184H109V182H108V185L109 186H107L106 187ZM112 184V183H111ZM123 184V183H122ZM177 184V183H176ZM176 184H174L173 183V187L174 186H177L178 187V184L176 185ZM0 185H2L1 183H0ZM36 185V184H35ZM34 185V186H35ZM43 185H41L42 186V188H41V190L43 189ZM49 185V184H48ZM69 185H72V184H69ZM74 185V184H73ZM117 185V186H118ZM180 185V184H179ZM53 186V185H52ZM75 186V185H74ZM73 186V187H74ZM115 186V185H114ZM114 186H113V188H114ZM116 186V187H117ZM121 186H123V185H121ZM131 186H136V185H131ZM184 186H186V185H184ZM195 186V187H194ZM231 186V185H230ZM68 187H70V186H68ZM72 187V186H71ZM70 187V188H71ZM99 187V186H98ZM110 187H112V185L110 186ZM124 187V186H123ZM173 187H170L171 188V190H170V192L168 193L167 192V195H166V200L168 201V202H171V203H173V201L175 200V194H176V192L173 190V189H177V188H173ZM232 188H234L233 186H231ZM31 188H33V187H31ZM53 188V187H52ZM138 188V187H137ZM151 188V187H150ZM35 189V188H34ZM36 189H37V187H36ZM60 189V188H59ZM67 189V185H66V183H63V186H62V188H61V194H59V193H57V194H59V199L61 198V197H65V195H66V193H68V191L69 190H66ZM98 189V188H97ZM109 189H111V188H109ZM132 189V188H131ZM146 189V188H145ZM144 189V190H145ZM165 189V188H164ZM202 189V188H201ZM205 189V188H204ZM3 190V189H2ZM49 190V189H48ZM99 190H101L102 192H101V194L103 193L104 194V192H106L107 191V189L104 191L101 187L99 188ZM112 191V193H114L115 194V192H114V189H111ZM125 190V189H124ZM130 190V189H129ZM144 190H142V192H140V193H144ZM150 190V189H149ZM181 190V189H180ZM186 190V189H185ZM35 191H40V190H34V193H35ZM43 191H45V188H44V190ZM43 191H40V195H42V193H43ZM65 191H67V192H65ZM104 191V192H103ZM116 191H118L117 189H116ZM121 191V192H120ZM132 191H134V190H132ZM147 191V190H146ZM169 191V190H168ZM174 191V192H173ZM182 191V190H181ZM42 192V193H41ZM46 192V191H45ZM108 192H109V190H108ZM111 192H109V194H111V195H113ZM119 192L120 193H122V192H124V191H122V187H121V189L119 190ZM137 192V191H136ZM135 192V193H136ZM151 192V191H150ZM187 192V191H186ZM235 192V191H234ZM3 193V192H2ZM30 193V192H29ZM33 193V194H34ZM48 193V192H47ZM130 193H131V190H130ZM183 193V192H182ZM181 193V194H182ZM37 194V193H36ZM102 194V195H103ZM126 196H127V193H124ZM123 194V195H124ZM145 194V193H144ZM150 194V193H149ZM180 194V193H179ZM196 194V193H195ZM29 195V194H28ZM31 195H32V193H31ZM40 195H38V197L40 196ZM105 195V194H104ZM108 195V194H107ZM119 194H118V192L115 194V196H113V197H115L116 198V196H117V198L119 197L118 196ZM140 195V194H139ZM189 195H191V193L189 194ZM192 195H193V192H192ZM192 195L190 196L191 198H192ZM27 196V195H26ZM33 196V195H32ZM31 196V197H32ZM36 196V195H35ZM53 196V195H52ZM141 196L142 195H140V198H141ZM145 196V195H144ZM148 196H150V195H148ZM177 196V195H176ZM3 197H4V195H3ZM48 197V196H47ZM139 197V196H138ZM180 197V196H179ZM28 198V197H27ZM27 198L25 197V201H27ZM30 198V197H29ZM28 198V199H29ZM41 198H43V196L41 197H39V199H41ZM45 196H44V200H45ZM67 198V197H66ZM106 198L108 199V197L106 196ZM115 198H113L114 199V201H116V202H114V201H112V203L114 202V203H116V204H119L118 203V201L120 200H115ZM122 198V197H121ZM143 198V197H142ZM33 200H34V198H32ZM32 199L30 198V201H32ZM39 199H38V201H39ZM50 199V198H49ZM107 199L105 200V202L107 201ZM109 199H111L110 197H109ZM108 199V200H109ZM134 199V198H133ZM144 199V198H143ZM142 199V201L143 202H146V200H143ZM177 199V198H176ZM179 199V198H178ZM58 200V199H57ZM61 200V199H60ZM62 200H64V199H62ZM126 200V199H125ZM125 200H122L121 199V201H123V203H124V201ZM148 200V199H147ZM152 200V199H151ZM155 200V199H154ZM153 200V201H154ZM181 200V199H180ZM35 201V200H34ZM37 201V202H38ZM41 202H42V200H40ZM102 201V200H101ZM111 200H109L108 202H110ZM250 201V200H249ZM28 202V201H27ZM27 202H24L25 204H27ZM33 202V201H32ZM31 202V203H32ZM36 202V201H35ZM34 202V203H35ZM36 203V205L38 204H42V203ZM127 202H128V200H127ZM127 202H125L124 204H127ZM131 202V201H130ZM129 202V205L131 204ZM136 202V201H135ZM134 202V203H135ZM167 202V203H168ZM178 202H180L179 200H178ZM182 202H184V200L182 201ZM201 202V201H200ZM200 202H198V203H200ZM63 203V202H62ZM122 203V202H121ZM121 203H120V205L119 206H122V205H124V204H122L121 205ZM141 203V202H140ZM177 203V202H176ZM185 203V202H184ZM188 203V202H187ZM58 204V203H57ZM108 204H110V203H108ZM108 204H107V207L105 208V206L104 205H102L103 207L102 208H104L103 209V211L104 212H106V210H107V208H108ZM33 205V204H32ZM37 205V206H38ZM44 205V204H43ZM59 205H60V203H59ZM100 205V204H99ZM106 205V204H105ZM115 204H110L109 205V207L111 208H114L110 213H108L110 210V208H108V214L110 215H113V211L114 210H116V209H118L119 207H118V205H117V207L115 206ZM185 205V204H184ZM196 205V204H195ZM24 206V205H23ZM58 206V205H57ZM142 206V205H141ZM139 207V208H142V207ZM152 206H154V205H152ZM16 207H17V205H16ZM40 207L42 208V206L40 205ZM99 207V206H98ZM123 207V209L124 208H127V207H125V205L124 206H122ZM121 207V208H122ZM131 207V206H130ZM25 208H26V206H25ZM24 208V209H25ZM40 208V211L42 210ZM49 208V207H48ZM100 208V207H99ZM116 208V209H115ZM132 208V207H131ZM139 208H138V210H139ZM144 208V207H143ZM154 208V207H153ZM16 209V208H15ZM26 209H28V208H26ZM59 209V208H58ZM96 209H98V208H95V211H93V212H96ZM130 209V208H129ZM178 209V208H177ZM193 209V208H192ZM198 209V208H197ZM201 209V208H200ZM199 209V210H200ZM18 210V209H17ZM29 210V212L30 213H33L32 212V210L31 209H28ZM27 210V211H28ZM31 210V211H30ZM35 210V209H34ZM52 210V209H51ZM100 210H101V208H100ZM119 210H120V208H119ZM119 210H116L117 212H118V215H120V212H119ZM181 210L183 211V212H187L188 210L184 207V206H182L181 207ZM22 211V210H21ZM37 211H38V208H37ZM36 211V212H37ZM43 211V210H42ZM97 211H99V210H97ZM120 211H122V210H120ZM124 211V210H123ZM122 211V212H123ZM125 211H129L128 209H126ZM124 211V213H126ZM134 211V213L136 212L135 210H133ZM190 211V210H189ZM189 211H188V213H189ZM196 211V210H195ZM194 211V212H195ZM17 212H19L20 213V211H17ZM99 212H101V211H99ZM132 212V211H131ZM197 212V211H196ZM12 213H14V212H12ZM23 213V212H22ZM29 213V214H30ZM106 213V214H107ZM116 212L114 211V214H115ZM130 213V212H129ZM134 213H132V214H134ZM148 213V212H147ZM184 213V214H185ZM187 213V214H188ZM197 213H199V211L197 212ZM3 214V213H2ZM11 214V213H10ZM17 214V213H16ZM16 214H14L15 216H16ZM25 215L27 214V212H25L24 213ZM29 214H27V215H29ZM104 214V213H103ZM121 214H123V213H121ZM132 214H128L127 215V213H126V215H124V216H130V215H132ZM139 214V213H138ZM143 214V213H142ZM7 215V214H6ZM31 215V217L33 216L32 214H30ZM37 215H38V213H37ZM36 215V216H37ZM42 215V214H41ZM45 215V214H44ZM52 215V214H51ZM90 215V214H89ZM96 215V214H95ZM144 215V214H143ZM147 216H148V214H146ZM145 215V217H147ZM179 215V214H178ZM234 215V214H233ZM35 216V215H34ZM47 216H48V214H47ZM53 216V215H52ZM123 216V217H124ZM133 216V215H132ZM142 216V215H141ZM149 216H150V214H149ZM42 217H43V215H42ZM45 217V216H44ZM93 217H95L94 215H93ZM122 217V218H123ZM139 215L136 217L137 219L136 220H139ZM143 217V216H142ZM141 217V221L143 222V221H145L143 224H145L146 223V219H145V217H143L142 218ZM153 216H151V218H152ZM202 217V216H201ZM200 217V219L201 220H203L202 218ZM3 218V217H2ZM9 218V217H8ZM14 218V217H13ZM16 218V217H15ZM17 218H19V216L17 217ZM17 218H16V220H17ZM34 218V217H33ZM50 217H48V219H49ZM54 218H55V216H54ZM151 218H148L149 220H147V222H150V220H151ZM235 218V217H234ZM237 218V217H236ZM28 219H31V218H28ZM123 219H125V218H123ZM130 219V218H129ZM133 219V218H132ZM143 219V220H142ZM200 219H199V221H200ZM10 220H11V218H10ZM19 220H20V218H19ZM31 220H33V219H31ZM50 220V219H49ZM52 220V219H51ZM50 220V221H51ZM92 220V219H91ZM127 220H128V218H127ZM135 220V221H136ZM232 221H233V219H231ZM2 221V220H1ZM3 221H5V220H3ZM14 221V220H13ZM20 221H22V220H20ZM41 221V220H40ZM48 221V220H47ZM49 221V222H50ZM125 221V220H124ZM6 222V221H5ZM153 222V221H152ZM2 223V222H1ZM8 223V222H7ZM14 223H16V222H14ZM21 224H20V226L18 227V229H20V228H23V226H21L22 225V222H20ZM52 223V222H51ZM19 224V223H18ZM3 225H4V223H3ZM3 225L1 226L2 227V229L4 228L3 227ZM9 225H11V224H9ZM49 225V224H48ZM51 225V224H50ZM53 223H52V227H53ZM145 225H147V223L145 224ZM6 226V225H5ZM8 226V225H7ZM12 226H14V225H11V230H12ZM16 226V225H15ZM14 226V227H15ZM26 226V225H25ZM24 226V227H25ZM74 226V227H73ZM78 226V225H77ZM0 227V228H1ZM17 227V226H16ZM32 227V226H31ZM51 227V226H50ZM67 227H71V225L69 226L68 224H67V226H66V229H68ZM76 226L75 225H72V228H75ZM8 228V227H7ZM43 228V227H42ZM2 229H0V231L2 230ZM5 229V228H4ZM15 229V228H14ZM29 229V228H28ZM48 229V228H47ZM76 229V228H75ZM77 229H78V227H77ZM76 229V230H77ZM80 229V228H79ZM6 231H7V229H5ZM4 230V231H5ZM24 230V229H23ZM46 230V229H45ZM55 230V229H54ZM59 232H55V233H60V235H57V234H55V236L53 235V234H51V235H53V238H54V240H55V237H59V238H56V239H59L60 240V237L62 236L63 237V233H62V235H61V232H60V230L59 229H57ZM65 230V229H64ZM70 230V228L68 229V231ZM3 231V230H2ZM2 231H1V233H2ZM3 231V232H4ZM14 231H16V229L14 230ZM13 231V232H14ZM18 231V230H17ZM20 231V230H19ZM28 231V230H27ZM44 231V230H43ZM42 231V232H43ZM50 231V230H49ZM67 231V230H66ZM71 231H73V229H71ZM11 232V231H10ZM41 232V230H40V234L42 233ZM44 232H46V231H44ZM51 232V231H50ZM54 232V231H53ZM23 233H25V235H27V232L25 231V232H23L22 231V234ZM48 233V232H47ZM143 233H145V234H147V232H143ZM142 233V234H143ZM154 233V232H153ZM21 234V235H22ZM39 234V235H40ZM43 234V233H42ZM50 234V233H49ZM145 234H143V235H145ZM149 234V233H148ZM6 235V234H5ZM13 235V234H12ZM16 235V234H15ZM14 235V236H15ZM46 235H48V234H46V233H44V236H46ZM57 235V236H56ZM67 235V234H66ZM1 236V235H0ZM179 236H181V235H179ZM3 237H5L4 235H3ZM7 237V236H6ZM24 237H26V236H24ZM42 237V236H41ZM40 237V238H41ZM133 237V236H132ZM136 237V236H135ZM143 238H144V236H142ZM146 237V236H145ZM11 238V237H10ZM20 238H22V237H20ZM30 238H31V236H30ZM44 238V237H43ZM124 238H125V236H124ZM123 238V239H124ZM129 238V237H128ZM134 238V237H133ZM147 238V237H146ZM145 238V239H146ZM17 239H18V236H17ZM62 239V238H61ZM1 240V239H0ZM12 240V239H11ZM26 240V239H25ZM37 240V239H36ZM39 240V239H38ZM42 240V239H41ZM45 240V239H44ZM44 240H43V242H44ZM50 240V239H49ZM2 241V240H1ZM10 241V240H9ZM56 241V243L58 242L57 240H55ZM145 241V240H144ZM143 240H142V242H144ZM5 242V241H4ZM12 242V245H13V242L14 241H11ZM10 242V243H11ZM41 242V241H40ZM51 242H53V241H51ZM60 242H61V240H60ZM46 243V242H45ZM137 243V244H136ZM42 244V243H41ZM124 244V243H123ZM142 244V243H141ZM2 245H4L3 243H2ZM11 244H9V246H12ZM52 245V244H51ZM54 246H55V244H53ZM140 245V244H139ZM53 246V247H54ZM129 246V245H128ZM141 246V245H140ZM56 247V246H55ZM55 247L54 248H51V249H55ZM116 247V246H115ZM114 247V248H115ZM135 247V249H132V248H134ZM1 248V247H0ZM32 248V247H31ZM113 248V249H114ZM124 248V247H123ZM4 249V248H3ZM58 249V248H57ZM62 249V248H61ZM125 249V248H124ZM11 250V249H10ZM10 250H8V251H10ZM15 250H17V249H15ZM45 250V249H44ZM43 250V251H44ZM126 250V249H125ZM52 251V250H51ZM118 251V250H117ZM58 252V251H57ZM63 252V251H62ZM36 253V252H35ZM39 253V252H38ZM42 253V252H41ZM45 253V252H44ZM59 253V252H58ZM64 253V252H63ZM66 253V252H65ZM159 254H161V252H159ZM0 255L2 256V254L0 253ZM41 256H42V254H40ZM44 255V254H43ZM162 255V254H161ZM163 255H165L164 253H163ZM162 255V256H163ZM9 256V255H8ZM7 256V257H8ZM37 256H38V254H37ZM47 257V254L46 255H44V257ZM60 256V255H59ZM95 256V255H94ZM160 256V255H159ZM3 257V256H2ZM1 257V258H2ZM6 257V258H7ZM35 257H36V255H35ZM39 257V256H38ZM37 257V258H38ZM55 257V256H54ZM33 258V257H32ZM36 258V259H37ZM87 258V257H86ZM9 259V258H8ZM8 259H5L6 260V262L5 263H12V262H9V261H7ZM57 259V258H56ZM157 260L159 259L158 257L156 258ZM1 260V259H0ZM34 259H32V261H33ZM45 260H46V258H45ZM45 260H44V262H45ZM88 260V259H87ZM13 261V260H12ZM31 261V262H32ZM35 262V261H34ZM119 262H120V260H119ZM161 262V261H160ZM1 263H3V261H1ZM5 263H3V264H5ZM36 263V262H35ZM41 263V262H40ZM75 263H77V262H75ZM114 263V262H113ZM115 263H116V261H115ZM117 263H118V261H117ZM45 264V263H44ZM48 264H49V261H48ZM88 264V263H87Z\"/></svg>","mask_w":264,"mask_h":264}]
</instances>
